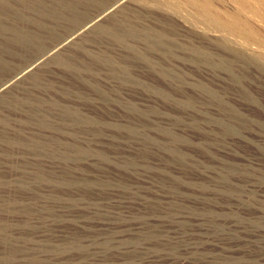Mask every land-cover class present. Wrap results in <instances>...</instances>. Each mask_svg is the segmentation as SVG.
<instances>
[{
	"label": "rangeland",
	"instance_id": "rangeland-1",
	"mask_svg": "<svg viewBox=\"0 0 264 264\" xmlns=\"http://www.w3.org/2000/svg\"><path fill=\"white\" fill-rule=\"evenodd\" d=\"M121 1L0 0V264H264V0Z\"/></svg>",
	"mask_w": 264,
	"mask_h": 264
},
{
	"label": "bare ground",
	"instance_id": "bare-ground-1",
	"mask_svg": "<svg viewBox=\"0 0 264 264\" xmlns=\"http://www.w3.org/2000/svg\"><path fill=\"white\" fill-rule=\"evenodd\" d=\"M126 0H122L120 3L122 2H125ZM146 1V0H145ZM240 1V0H239ZM251 1V0H250ZM177 2V1H176ZM175 2V3H176ZM183 3V5L185 6H188V7H192L194 9V11L203 19L205 20L207 23H208V26L209 28H211L210 26H212V28H214V30L216 29L217 31H221V32H225L226 33H234V34H242L243 36V30L241 31L239 28H237L235 25H234V22L233 24L232 23H229L227 22V20L225 19H221L216 13L215 11H213L210 3L208 0H200L197 4H195L193 2V0H185V1H180ZM241 2V1H240ZM243 2L245 3L246 1L243 0ZM242 2V4H244ZM168 3V2H167ZM247 3V2H246ZM178 4V2H177ZM238 4H241V3H238ZM245 5V4H244ZM177 6V5H176ZM241 6V5H240ZM252 6V4H251ZM244 7V6H243ZM255 8V7H253ZM193 12V10H192ZM249 12L253 15L256 14V11L254 9H250L249 8ZM191 14V13H190ZM196 15V16H198ZM193 16V15H192ZM99 18V17H98ZM195 19V18H194ZM94 21V20H93ZM196 21V20H195ZM204 21V22H205ZM206 23V24H207ZM208 28V29H209ZM212 30V29H211ZM245 33V32H244ZM247 35V34H246ZM245 36V35H244ZM246 37V36H245ZM30 67V66H29ZM28 69V68H27ZM27 69L25 71H23L22 73L26 72Z\"/></svg>",
	"mask_w": 264,
	"mask_h": 264
}]
</instances>
